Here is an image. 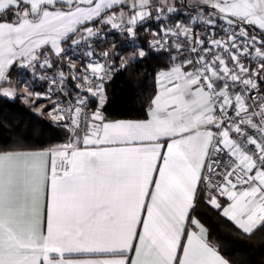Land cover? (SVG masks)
<instances>
[{
  "label": "snow or ice",
  "instance_id": "1",
  "mask_svg": "<svg viewBox=\"0 0 264 264\" xmlns=\"http://www.w3.org/2000/svg\"><path fill=\"white\" fill-rule=\"evenodd\" d=\"M110 35L131 52L97 51ZM149 55L144 118L109 119L106 83ZM17 98L47 100L66 139L0 148V264H249L192 213L264 234V0H0Z\"/></svg>",
  "mask_w": 264,
  "mask_h": 264
},
{
  "label": "trees",
  "instance_id": "2",
  "mask_svg": "<svg viewBox=\"0 0 264 264\" xmlns=\"http://www.w3.org/2000/svg\"><path fill=\"white\" fill-rule=\"evenodd\" d=\"M112 43L115 53L120 56L131 52V48L123 46L117 36ZM163 63L162 58L149 55L142 61L120 68L105 85V115L111 120L143 119L149 98L155 91V73ZM12 76H17L15 70ZM65 139V131L41 119L32 111L31 103H24L20 98L0 99V148L19 146L39 149ZM192 215L208 229L210 238L222 245L224 254L249 264H264V234H257L252 239L238 235L217 210L204 202L198 204Z\"/></svg>",
  "mask_w": 264,
  "mask_h": 264
},
{
  "label": "built area",
  "instance_id": "3",
  "mask_svg": "<svg viewBox=\"0 0 264 264\" xmlns=\"http://www.w3.org/2000/svg\"><path fill=\"white\" fill-rule=\"evenodd\" d=\"M217 31L219 32V29H218ZM139 35H140V37H144V33H143V32H140ZM115 36H117V35H110V36L107 37V40H106V41H101L99 48H97V51H100V50H102V49H109V50L115 52V51H114V48H113V45H114V44L112 43V40H113V38H114ZM117 37H118V36H117ZM118 38L121 40V44H122L123 46H129L128 43H127V41H126L125 39H122V38H120V37H118ZM69 55L72 56V59L74 60V62H76V63H79V62H80V56H79V53H78V52H77L75 55H72L71 53H70ZM122 56H123V55H122ZM117 66H118V67L120 66V61L117 62ZM15 71H16V73H17L19 70H15ZM21 75H22V76H26V77H28L27 74H25V73H21ZM28 78H29V77H28ZM44 88H45V85L37 83V90L43 91ZM41 101H42L44 104H46V105L48 104V101H47V100H41ZM48 118H49V117H48ZM45 119H47V117H45ZM46 122H48V123H53L51 120H47ZM53 124H54V123H53ZM55 125H57V124H55ZM57 126H59V125H57ZM59 127H60V126H59ZM60 128H62V127H60ZM62 130L64 131L63 128H62Z\"/></svg>",
  "mask_w": 264,
  "mask_h": 264
},
{
  "label": "rangeland",
  "instance_id": "4",
  "mask_svg": "<svg viewBox=\"0 0 264 264\" xmlns=\"http://www.w3.org/2000/svg\"><path fill=\"white\" fill-rule=\"evenodd\" d=\"M130 53V52H129ZM129 53H127L125 56H127ZM26 77V76H25ZM27 79H28V77H26ZM14 79V78H13ZM12 100V99H11ZM22 100V102H24V103H31V105H32V111L34 112V113H36L37 115H39L40 117H41V119H43L44 121H47V120H50L49 118H48V115H47V113L45 112V113H43V114H41V112H40V110H39V106L40 105H46V104H44L41 100H39V101H36V103H35V105L31 102V101H29V102H25L23 99H21ZM45 117H47V119H45Z\"/></svg>",
  "mask_w": 264,
  "mask_h": 264
},
{
  "label": "crops",
  "instance_id": "5",
  "mask_svg": "<svg viewBox=\"0 0 264 264\" xmlns=\"http://www.w3.org/2000/svg\"><path fill=\"white\" fill-rule=\"evenodd\" d=\"M127 53H129V52H127ZM127 53H124V55L123 56H125ZM25 79H27L25 76H23ZM19 77H18V75L16 76V77H14V79H18ZM22 90V89H21Z\"/></svg>",
  "mask_w": 264,
  "mask_h": 264
}]
</instances>
